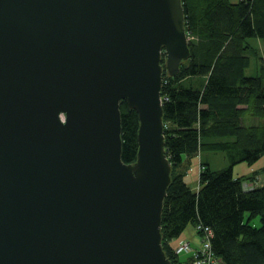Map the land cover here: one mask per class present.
Here are the masks:
<instances>
[{
  "label": "water",
  "instance_id": "water-1",
  "mask_svg": "<svg viewBox=\"0 0 264 264\" xmlns=\"http://www.w3.org/2000/svg\"><path fill=\"white\" fill-rule=\"evenodd\" d=\"M190 56L183 0H0V264H171L161 91Z\"/></svg>",
  "mask_w": 264,
  "mask_h": 264
},
{
  "label": "trees",
  "instance_id": "trees-1",
  "mask_svg": "<svg viewBox=\"0 0 264 264\" xmlns=\"http://www.w3.org/2000/svg\"><path fill=\"white\" fill-rule=\"evenodd\" d=\"M183 5L191 56L175 76L165 68L161 91L172 164L163 247L171 264H191L172 241L189 223L203 224L213 231L217 264H264V185H245V177L234 174L237 163L264 157V55L258 72L247 74L250 40H264V0H183ZM121 116L122 158L133 162L139 116L126 100ZM250 116L261 123L250 124ZM209 151L224 152L229 164L215 169L203 160L195 188L186 180L192 158Z\"/></svg>",
  "mask_w": 264,
  "mask_h": 264
},
{
  "label": "rangeland",
  "instance_id": "rangeland-1",
  "mask_svg": "<svg viewBox=\"0 0 264 264\" xmlns=\"http://www.w3.org/2000/svg\"><path fill=\"white\" fill-rule=\"evenodd\" d=\"M189 41L191 40L190 36ZM250 43L253 47V56L250 67L247 69V74H255L258 72L261 62L262 56L264 55V40L263 39H251ZM250 124H259L260 118L249 117ZM261 123V122H260ZM208 159L212 164V167L215 169H221L226 167L229 164L228 159L225 156V153L222 151L219 152H203V154L199 156H194L192 158L188 174L186 176V180L195 185V188L199 185V169L201 162L203 160ZM234 174L235 176H244V184L245 185H253L261 186L264 185V157H261L258 161L253 164H249L246 161L239 162L234 166ZM248 176V177H247ZM198 188V187H197ZM260 220L257 218L255 220L256 224H259ZM197 231L196 226L193 223H189L182 234L173 240V248L177 254H180L181 258L184 259L187 256L191 257V264H195L198 257L195 256V249L202 247V238ZM186 239H188L191 243L192 250L188 251H179L178 248L180 245L184 244ZM203 248V247H202Z\"/></svg>",
  "mask_w": 264,
  "mask_h": 264
},
{
  "label": "built area",
  "instance_id": "built-area-1",
  "mask_svg": "<svg viewBox=\"0 0 264 264\" xmlns=\"http://www.w3.org/2000/svg\"><path fill=\"white\" fill-rule=\"evenodd\" d=\"M197 231H199L202 238V247L195 249V256L198 257L195 264H217L219 258L212 251L211 247V236L213 234L212 229L209 226L203 224H197ZM190 241H185L184 244L180 245L179 251L192 250Z\"/></svg>",
  "mask_w": 264,
  "mask_h": 264
},
{
  "label": "crops",
  "instance_id": "crops-1",
  "mask_svg": "<svg viewBox=\"0 0 264 264\" xmlns=\"http://www.w3.org/2000/svg\"><path fill=\"white\" fill-rule=\"evenodd\" d=\"M231 1H233V2H237V1H239V0H231ZM258 40H260V39H258ZM186 241H189V240L186 239ZM172 244H173V241H172Z\"/></svg>",
  "mask_w": 264,
  "mask_h": 264
}]
</instances>
